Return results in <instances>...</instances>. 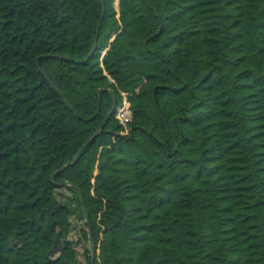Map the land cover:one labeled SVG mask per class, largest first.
<instances>
[{"label":"trees","instance_id":"trees-1","mask_svg":"<svg viewBox=\"0 0 264 264\" xmlns=\"http://www.w3.org/2000/svg\"><path fill=\"white\" fill-rule=\"evenodd\" d=\"M58 210L71 264H264V0H0V264Z\"/></svg>","mask_w":264,"mask_h":264},{"label":"rangeland","instance_id":"rangeland-1","mask_svg":"<svg viewBox=\"0 0 264 264\" xmlns=\"http://www.w3.org/2000/svg\"><path fill=\"white\" fill-rule=\"evenodd\" d=\"M72 225L73 220H67L61 210L56 211L54 221L45 218V228L36 245L41 260L47 264H71L63 258L62 253L67 245L66 240L73 236V232H70ZM13 254L21 255L20 244H13Z\"/></svg>","mask_w":264,"mask_h":264},{"label":"built area","instance_id":"built-area-1","mask_svg":"<svg viewBox=\"0 0 264 264\" xmlns=\"http://www.w3.org/2000/svg\"><path fill=\"white\" fill-rule=\"evenodd\" d=\"M118 111L123 123H127L131 120L132 110L130 109V103L127 101V99H124V104L118 109Z\"/></svg>","mask_w":264,"mask_h":264},{"label":"water","instance_id":"water-1","mask_svg":"<svg viewBox=\"0 0 264 264\" xmlns=\"http://www.w3.org/2000/svg\"><path fill=\"white\" fill-rule=\"evenodd\" d=\"M73 163H74V162H73ZM73 163H72V164H73Z\"/></svg>","mask_w":264,"mask_h":264}]
</instances>
